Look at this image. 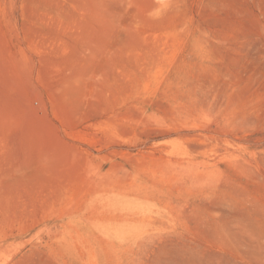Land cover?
I'll use <instances>...</instances> for the list:
<instances>
[{
    "label": "rangeland",
    "instance_id": "374dc122",
    "mask_svg": "<svg viewBox=\"0 0 264 264\" xmlns=\"http://www.w3.org/2000/svg\"><path fill=\"white\" fill-rule=\"evenodd\" d=\"M0 264H264V0H0Z\"/></svg>",
    "mask_w": 264,
    "mask_h": 264
}]
</instances>
